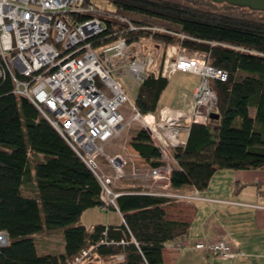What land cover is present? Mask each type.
I'll return each mask as SVG.
<instances>
[{
    "label": "trees",
    "instance_id": "obj_1",
    "mask_svg": "<svg viewBox=\"0 0 264 264\" xmlns=\"http://www.w3.org/2000/svg\"><path fill=\"white\" fill-rule=\"evenodd\" d=\"M108 1L136 23L170 30L154 34L164 44L206 51L209 63L227 72L225 81L212 82L219 117L192 123L184 144L170 149V187L200 191L217 170L264 169V12L211 0ZM167 85L165 77L146 76L133 106L156 112ZM129 144L149 167L164 163L144 129ZM172 199L133 188L106 203L95 173L28 99L12 92L8 77L0 82V231L7 236L0 264H67L83 251L80 264L111 257H120L115 264H164V246L190 227L167 216ZM93 207L117 210L121 223L84 226L81 214ZM55 230L63 251L40 253L36 238Z\"/></svg>",
    "mask_w": 264,
    "mask_h": 264
},
{
    "label": "built area",
    "instance_id": "obj_2",
    "mask_svg": "<svg viewBox=\"0 0 264 264\" xmlns=\"http://www.w3.org/2000/svg\"><path fill=\"white\" fill-rule=\"evenodd\" d=\"M155 33L172 32L136 23L117 13L108 0H0V82L8 77L12 92L28 99L95 173L106 203L114 204L120 194L111 186L114 179L127 176L128 161L119 153L106 154L104 145L129 123H138L164 162L150 167L147 176L169 188L170 149L184 144L179 134L187 135L192 123L209 121L217 102L212 82L227 77L209 63L208 52L164 44ZM176 72L199 79L188 108L161 106L142 114L133 106L125 119L120 107L128 93L134 100L146 76L169 79ZM98 155L114 168L113 177L98 174ZM147 192L185 201L199 198L197 189L192 194ZM6 243L0 231V246ZM189 246L221 259L242 254L226 237ZM86 255L83 251L67 264H79Z\"/></svg>",
    "mask_w": 264,
    "mask_h": 264
},
{
    "label": "crops",
    "instance_id": "obj_3",
    "mask_svg": "<svg viewBox=\"0 0 264 264\" xmlns=\"http://www.w3.org/2000/svg\"><path fill=\"white\" fill-rule=\"evenodd\" d=\"M187 104L189 102L176 101L170 107L180 109ZM129 147L134 159H142L130 144ZM222 170L224 173L217 177V181H213L212 176L207 188L199 191L198 199H172L166 203L167 216L187 221L190 227L187 235L164 246V264H264V169ZM137 186L140 185L126 184L119 192L131 191ZM143 186L145 189L141 190L150 192L192 194L196 190L189 185L167 189H161L159 185L161 190H157L154 186L158 185L153 182ZM121 221L122 217L117 210L108 212L98 207L85 210L80 217V222L86 227L98 223L120 224ZM222 237L235 241V249L242 254L234 259H221L189 246L197 241L209 242ZM119 258L99 259L93 264H115Z\"/></svg>",
    "mask_w": 264,
    "mask_h": 264
},
{
    "label": "rangeland",
    "instance_id": "obj_4",
    "mask_svg": "<svg viewBox=\"0 0 264 264\" xmlns=\"http://www.w3.org/2000/svg\"><path fill=\"white\" fill-rule=\"evenodd\" d=\"M165 1L176 2L181 4L188 3L187 0H165ZM198 7L202 9H206V7L203 4L198 5ZM254 15L259 16L261 14L255 13ZM198 82L199 79L196 75L174 74L170 76L168 79V85L166 89L162 92V95L160 97V101H159L160 107L173 106L174 104H176V101H180V102L185 101V102H189L190 104L193 87L195 88ZM133 102H134L133 99L128 93L127 101L120 107V112L122 113V115L125 117L126 120H129L130 116L133 114ZM189 104H187L186 107ZM139 129H141V126L138 123L131 122L129 123L128 126H126L121 130L120 134L114 137L109 143L105 144L103 147V150L106 154H109L111 156L119 153L123 158H125L128 161V164L125 169L127 176L122 179L113 180V184L111 188L115 192H119L120 190L123 189L124 185L130 183L131 184L134 183L135 185H140L137 186L136 189H145L143 188L144 187L143 185L152 184V182L154 184V181L149 176H147L150 167L147 165L146 162H144V160L140 158L134 159V157H132L131 152L129 150L130 149L129 141L131 140L132 136H134L138 132ZM186 137L187 136L185 132H181L179 134V139L181 142H185ZM96 162L98 163V174H104L106 176L113 177V175L115 174L114 168L109 165V163L106 161L103 155H98L96 158ZM169 164L171 167L172 160H169ZM223 173L224 170L216 171L212 178L213 181H217V177L219 175L222 176ZM164 181L166 184L167 183L166 180H163V182ZM161 184L162 183L159 181L155 182V185H158V187L154 186V188L157 190L160 189V186H162ZM35 241L38 251L40 253L46 250L55 253L63 251L64 239H63V234L60 230L52 231L49 234H45L44 236L41 237L38 236ZM41 246L44 247L42 248ZM83 264H93V263L84 262Z\"/></svg>",
    "mask_w": 264,
    "mask_h": 264
},
{
    "label": "water",
    "instance_id": "obj_5",
    "mask_svg": "<svg viewBox=\"0 0 264 264\" xmlns=\"http://www.w3.org/2000/svg\"><path fill=\"white\" fill-rule=\"evenodd\" d=\"M217 3H227L233 6L249 8L251 10H258L264 12V0H211ZM219 114L214 111L210 114L211 119H217Z\"/></svg>",
    "mask_w": 264,
    "mask_h": 264
}]
</instances>
